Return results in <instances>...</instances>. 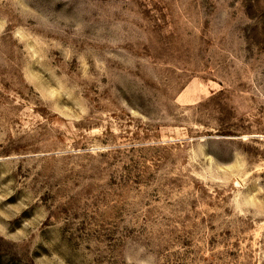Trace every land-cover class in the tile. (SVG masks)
I'll return each instance as SVG.
<instances>
[{
	"label": "rangeland",
	"instance_id": "374dc122",
	"mask_svg": "<svg viewBox=\"0 0 264 264\" xmlns=\"http://www.w3.org/2000/svg\"><path fill=\"white\" fill-rule=\"evenodd\" d=\"M0 264H264V0H0Z\"/></svg>",
	"mask_w": 264,
	"mask_h": 264
}]
</instances>
